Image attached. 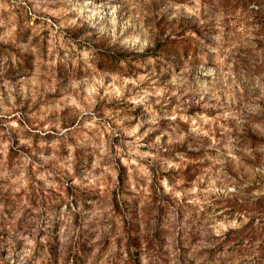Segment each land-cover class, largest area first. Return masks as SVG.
Segmentation results:
<instances>
[{
    "label": "rangeland",
    "instance_id": "1",
    "mask_svg": "<svg viewBox=\"0 0 264 264\" xmlns=\"http://www.w3.org/2000/svg\"><path fill=\"white\" fill-rule=\"evenodd\" d=\"M213 2L218 19L205 27H197L184 19L166 22L155 14L149 16L146 23L152 25L155 47L143 54H125L122 51L124 48L135 49L139 42L137 33L132 28L114 27L111 24V0H71L75 11L68 13L63 19L45 14L46 19L33 21L21 9L0 15V19H4L7 24H15L18 39L27 43L30 37L32 45L39 50L37 55L31 52L21 53L17 48L9 47L8 51L17 58L16 63L9 61L5 66L6 70H0V84L5 80L12 84V95L16 101L13 105L8 99V91L0 89L4 93V107L20 114V119L12 117L11 128L7 127L10 122L6 116L0 117V132L6 133L2 138L3 142L10 145L7 156L0 152V159L5 160L9 167L17 162L19 152L16 151V145L20 144L21 139L32 141L31 148L21 146V151L39 150L40 144L44 142L45 154L57 158L67 156L69 149L63 142L66 140L67 144L75 147L76 175L81 173L82 160H87L89 170L91 163L98 158L101 159V167H106L93 143H80L85 137H93V132L84 127V120L78 116V110L71 106V99L75 98L78 103L87 105L86 98L90 92L87 86H82L83 90L78 93L71 92L68 84L73 79H98L99 75H104V87L98 89L100 96H104L108 86L114 82L113 77L122 78L115 80L117 88L124 87L123 80H136L147 73L155 74L152 81L158 89L165 88L166 80L173 75L177 76L182 85L187 80V84L180 88V94L184 97L183 104L173 96L162 109L160 105H154L153 108L158 112L171 113L175 119L169 123L181 133L188 134L183 145L172 146L167 145L165 136L161 154L169 158L179 151L183 153L185 160L181 168L168 171H163L159 162H153L148 169L151 183L148 178L143 177L135 164L125 165L117 157L115 179L118 181L119 193L116 188L106 192L105 184H100L91 192L77 189L73 185L41 193L35 184H30L29 191L22 190L16 195L0 190V204L4 205L0 211V264H20L19 257L23 255V241L18 240L15 235V231L23 230L21 222L14 221L17 201L34 206L36 211L32 215L39 214L43 218L40 224L41 236L46 235L43 229L47 227V220L53 213L56 214V232L69 220L73 226H79L80 213H74V209L95 210L101 216L107 212L111 222L112 235L98 251L95 245L85 243L84 234L74 247L70 245L67 250L61 247L58 236L53 235L49 237L50 248L37 246L34 252L36 264H73L75 256H79L75 264H109L105 257L109 254L108 246L113 242L120 253L127 252V264H139L137 257L142 247L153 258V264H244V258L252 251H259L264 256V195L256 199L249 198L253 192H264V175L255 171L264 163V120L248 118L249 111L253 116L255 114V105L249 103L253 98L252 89L240 86L236 97L230 100L229 90L232 85L226 76L223 87L216 90L215 98L206 97L204 102H191L194 95L199 100V88L193 83L192 74L195 73L199 78L206 71L200 65L220 67L226 73L231 71L234 79L235 69L243 72L251 67L254 57H264V17L249 14L245 18L248 0ZM77 16L80 17L79 20H76ZM71 20H76L78 25L83 21V24L81 27L70 26L66 22ZM25 21L28 22L27 27ZM61 25L64 26L60 27ZM5 31V28H0V34ZM86 35L90 39H85ZM68 41L75 43L78 51L73 52L71 60L65 62ZM4 47L0 45V55L5 54ZM209 48H216L217 52L212 53ZM91 49L95 50L94 56L89 60L92 68L86 70L83 60L77 57H82L84 51ZM149 59L152 63H148ZM53 61H56L54 71L50 70ZM36 74L46 84L53 85V90L48 91L45 86H41L40 95L33 96V85L19 83ZM259 87H264V78ZM24 89H27L26 93ZM133 90L134 86L128 84L125 96L130 97ZM91 99L93 112L98 113V118L103 119L105 124V127L98 126L94 131H99L105 140L110 138L112 144L116 145L123 138L125 144L122 147L126 152L127 141L132 138L121 137L119 132L112 136L111 129H117V125L113 119L105 117L104 113L113 112L121 117L135 116L136 120L124 122V126L130 128L146 117L144 106L130 112L126 103H107L106 98L101 100L95 94L91 95ZM206 104L211 106L206 107ZM245 104H248L247 110L243 107ZM261 107L264 108V105ZM226 112L229 113L227 116ZM194 125L200 129L199 135L189 132ZM161 127L166 128V125L162 124ZM61 129L76 131L66 133L61 138L58 135ZM41 130L45 135H41ZM166 130L171 131V128ZM157 135L159 132L150 133L143 143L154 142ZM58 139H61V143L54 145L53 142ZM229 141L235 144L232 156L223 164L218 163L216 149L227 153ZM189 143L197 146L199 151H188L186 145ZM213 144H216V148L210 147ZM148 150L146 147L140 149ZM124 159H127L126 155ZM176 162L179 163L178 158ZM140 163L147 166V161ZM30 169L35 173L34 168L30 166ZM163 178H167L170 185H175L177 191L195 187L196 192L182 203L171 195L163 196L162 186L158 185V181ZM108 182L111 183L110 176ZM59 183L57 179V184ZM68 183L71 184V181ZM210 186L217 189L238 186L243 192L239 196L229 197L213 193L205 201L204 197ZM144 189H150L151 195L144 192ZM117 195L123 197V203L117 199ZM41 196L44 197L43 200L40 199ZM189 198H195L199 203L188 204ZM89 200L92 201L91 204L87 203ZM174 207H179L175 222L183 223L186 230L180 232L177 242L169 243L172 229L168 225L174 222L170 216ZM64 212L67 216L63 215ZM237 213L241 219L248 220L240 230L228 227L229 221ZM105 226L102 221L97 222V227ZM10 227L15 231L10 233ZM213 227L215 231L223 233L222 240L214 236ZM209 234L216 240L215 247H199L202 242H212ZM94 236L95 233H92L90 238ZM117 264L125 262L118 258Z\"/></svg>",
    "mask_w": 264,
    "mask_h": 264
},
{
    "label": "clouds",
    "instance_id": "2",
    "mask_svg": "<svg viewBox=\"0 0 264 264\" xmlns=\"http://www.w3.org/2000/svg\"><path fill=\"white\" fill-rule=\"evenodd\" d=\"M31 5V7H29ZM130 5V8H129ZM59 6V7H57ZM248 12L247 15H258L264 17V0H248L247 2ZM15 9H21L27 15L32 17V20L36 19L44 20L46 15H55L63 19L68 13L74 12L75 9L71 4V0H0V15L5 12H11ZM157 15L163 18L166 22H171L173 20L184 19L191 21L197 27H205L216 22L217 12L215 9V3L213 0H186V2H180V0H111V6L109 11L110 22L114 27L120 28H132L137 33V38L139 46L135 49H122L125 54H143L149 48L155 47L154 44V31L151 24L146 23V20L151 15ZM222 18V17H221ZM80 17L77 16L76 20ZM76 20L67 21L66 23L70 26L81 27V24H77ZM28 26V22L25 21V27ZM61 25L60 27H63ZM0 28H5L6 31L0 34V45L5 46V54L0 55V70H6L5 66L8 65L9 61L12 64L16 63V56L14 53L8 51L9 47L17 48L21 53L31 52L33 54L39 53L37 47L32 45V40L29 37L27 43L22 39L16 37V26L15 24L9 25L4 19H0ZM85 39H90L89 36H85ZM255 39V37H251ZM76 44L72 41H68L67 47L65 48V62L71 60V54L76 52ZM209 51L216 53V48H209ZM95 50L91 49L89 51H84L82 57H77V59H82L84 62L85 69L92 68L89 60L94 56ZM148 63H152L149 59ZM56 61H53L50 65V70H55ZM200 68H206L199 78L196 74H192L193 83L199 88V100H197L196 95L192 98V103L204 102L206 97L215 98L216 90L223 87L225 82V77L227 76L228 82L232 85L229 90L231 95L229 99H233L238 94V89L240 86L252 89V99L249 100L250 104L255 105V114L249 111L248 118H255L257 120H264V87H259L260 81L264 78V57L256 58L254 57L249 67L245 71L240 69H235L236 76L233 79L231 77V71L226 73L224 69L216 66H205L200 65ZM154 73H147L145 75H140L138 79L123 80L124 87L117 88L115 85L116 79H122L118 77H113V83L108 86L107 91L104 96H100L98 89L104 87V75H99L98 79H93L91 77L71 80L68 84V89L71 92H80L83 90L82 86H87L89 89V96L87 105H82L77 102V99H71V106L78 110V116L84 120V127H87L90 132H93V137H85L81 140V145L88 141L93 143L97 151L100 153L103 159L104 165L106 167H101V159L98 158L93 161L90 165L87 160H82L81 163V173L76 175L75 173V162L76 157L75 147L72 144H67V141L63 142L68 147L69 151L66 157H59L53 155H46L43 150L45 147L44 142L40 144L39 150H33L32 152L21 151V146L27 148L32 147V141L28 139H21L20 144L16 145V151L19 152V157L14 166L9 167L5 160L0 159V190L10 191L12 195H16L23 191H29L30 184H35L36 188L39 189L41 193H48L53 188H63L75 186L77 189H87L88 191H94L100 184L106 185V192H110L112 188H116L117 193H119L118 181H116V171H115V160L117 157L121 158L125 165L135 164L140 172L143 174L144 178H148V182L151 183V173L149 172V167L152 166L153 162H159L163 171H168L170 169H179L182 167L185 160L183 153L177 151L175 156L166 158L161 154L162 142L165 136H167V145L172 146L175 144L183 145L188 134L181 133V131L174 127L169 121H173L175 117L171 113H165L163 111H155L153 106L160 105L161 109L164 107L166 102L173 96L183 104L184 97L180 94V88L187 84V80H184L183 85L179 83L177 76L173 75L170 79L166 80L165 88H156L152 81V76ZM184 73H181V77ZM21 84L33 85V96L40 95L41 86H45L48 91L53 90V85L46 84L44 80L39 78V74L33 75L31 78H25L19 81ZM95 87H92V85ZM128 84L134 86L133 94L125 96V88ZM0 89H6L8 91V99L11 103L15 104V97L12 95L13 86L12 84L5 80L0 84ZM25 93L27 89H24ZM95 94L101 100H105L107 103H112L113 101L117 103H126L130 112H135L139 106H144L147 113L146 117L141 118L139 121L134 123L130 128L124 126L125 120L129 122L136 120L135 116H119L113 112H105L104 116L113 119L114 123L117 125V129H111V135L116 136L119 132L121 137H131L132 139L127 141V151L125 152L122 145L125 144L123 138L120 144H112L111 139L105 140L102 133L99 131H94L99 126L100 128L105 127L103 119L98 118V113L93 112V101L91 95ZM67 99V97H66ZM206 107H210L211 104H206ZM247 110L248 104L243 105ZM0 117H7L10 122L7 127H13L11 121L12 117L15 116L20 119L19 113H13L10 109L4 107V93L0 91ZM229 113H225L227 116ZM182 119H187V117H182ZM242 122V121H241ZM166 125V128H171V131H167L166 128H162L161 125ZM27 127V126H25ZM110 128V126H108ZM141 129H144L141 132ZM31 130V129H29ZM75 129H61L58 133L59 137L64 138L65 134H71L75 132ZM159 132V135L155 137L154 142L148 144L143 143L146 137H149L150 133ZM190 133L199 135L200 129L195 125L190 128ZM6 135L4 132H0V152H3L7 156V149L9 148L8 143L3 142V137ZM41 135H45L44 131L41 130ZM54 145H59L61 139L53 142ZM219 142L217 141L216 144ZM216 144L211 145V148H216ZM79 146V145H78ZM148 148V151H140L141 148ZM188 151H199V148L191 143L186 145ZM114 149V151H113ZM155 149V152H153ZM227 153H224L221 149L217 148L218 153L217 162L223 164L228 157L232 156L235 149V144L229 141L227 145ZM127 159H124V156ZM139 158V159H137ZM177 158L179 163H177ZM55 161V163H53ZM140 161H147V166H144ZM31 168H34L35 173L31 172ZM255 171L261 175H264V163L255 169ZM99 173V174H97ZM109 176L111 177V183L108 182ZM57 179L60 183L57 184ZM71 181V184L68 181ZM158 185L162 186L163 196H173L179 202H183L185 198H188L190 194L196 192V188L192 187L190 189H185L183 191H177L175 185H170L167 178L160 179ZM35 191V189H32ZM160 187L157 188V191ZM148 195H151L150 189H144ZM243 192V189L238 186L217 189L210 186L205 194V201L208 199L209 194L215 193L217 196H239ZM264 195V192H253L250 195V199H256ZM41 200L44 199L43 196L40 197ZM117 199L123 203V197L117 195ZM110 202V201H109ZM87 203L91 204L92 201L89 200ZM187 203L191 205H196L199 201L195 198L187 199ZM18 209L13 213L14 221L21 222L22 231H15L11 227L9 232L15 231V235L18 240L23 241V255H20V264H36V258L34 252L38 245H43L45 247H51L49 237L57 235L59 243L64 250H67L69 246H75L77 241H79L82 234L85 236V243L89 245H95L97 251L100 247L105 246L108 238L112 235L111 222L108 219L107 212L104 216H101L97 211H84L79 209H74L75 212L80 213L79 226H73L69 220L63 226L59 227L58 232H56V214L53 213L47 220V227L43 229L46 235H40V224L43 218L37 214L32 215L33 211H36L34 206L28 204L27 202L17 201ZM4 208L3 204H0V211ZM110 212V209L108 210ZM179 213V207H174L171 210L170 216L173 223L168 226L172 229L171 238L169 243H175L178 241V237L181 231H185L183 223H176L177 214ZM67 216V213H63ZM187 219V217H185ZM214 219V217H213ZM102 221L105 227H97V222ZM10 224L12 221L9 222ZM129 223H132L131 217L129 218ZM248 223L247 218L241 219L240 214L237 213L236 217L231 219L228 223V227L232 229H243ZM95 233L94 238H90L91 234ZM213 233L215 237L223 239V233L220 231H215L213 227ZM209 239L212 242L205 243L202 242L199 247L204 249H212L216 245V240L212 239V235L209 234ZM109 247V254L105 257V260L109 264H117V259H122L125 264H127L128 254L120 253L118 246L113 242ZM135 251V250H134ZM139 264H153V258L147 252L146 248L140 249V254L137 257ZM244 264H264V256L261 255L259 251H252L249 255L244 258Z\"/></svg>",
    "mask_w": 264,
    "mask_h": 264
},
{
    "label": "trees",
    "instance_id": "3",
    "mask_svg": "<svg viewBox=\"0 0 264 264\" xmlns=\"http://www.w3.org/2000/svg\"><path fill=\"white\" fill-rule=\"evenodd\" d=\"M77 259H79V256H75V257H74V262H73V264L77 263V261H76Z\"/></svg>",
    "mask_w": 264,
    "mask_h": 264
}]
</instances>
